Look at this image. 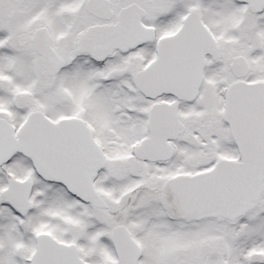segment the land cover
<instances>
[{
	"label": "snow or ice",
	"instance_id": "6c2138e0",
	"mask_svg": "<svg viewBox=\"0 0 264 264\" xmlns=\"http://www.w3.org/2000/svg\"><path fill=\"white\" fill-rule=\"evenodd\" d=\"M0 264H264V0H0Z\"/></svg>",
	"mask_w": 264,
	"mask_h": 264
}]
</instances>
